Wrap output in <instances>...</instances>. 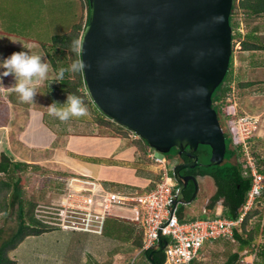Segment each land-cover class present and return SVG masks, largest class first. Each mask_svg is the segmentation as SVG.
I'll list each match as a JSON object with an SVG mask.
<instances>
[{
	"label": "water",
	"instance_id": "obj_1",
	"mask_svg": "<svg viewBox=\"0 0 264 264\" xmlns=\"http://www.w3.org/2000/svg\"><path fill=\"white\" fill-rule=\"evenodd\" d=\"M89 19L80 43L82 76L98 110L131 131L153 150L190 159L171 169L176 182L173 207L188 204L197 179L184 168L220 165L225 136L212 93L223 81L232 53V0H88ZM198 145H208L199 163ZM188 148V150H187ZM194 192L185 200L188 180ZM158 231L147 255L163 250Z\"/></svg>",
	"mask_w": 264,
	"mask_h": 264
},
{
	"label": "rangeland",
	"instance_id": "obj_2",
	"mask_svg": "<svg viewBox=\"0 0 264 264\" xmlns=\"http://www.w3.org/2000/svg\"><path fill=\"white\" fill-rule=\"evenodd\" d=\"M237 3L238 0L235 4ZM84 18V0H0V54L7 57L13 52L29 51L31 54L42 55L45 62L50 65V78L37 85L35 102H22L23 107L28 108L32 104L34 108L41 107L49 111L48 106L53 101L59 103L66 101L69 94L60 91L54 77L61 67H70L77 58L72 55L71 47L63 52L50 50L51 54L57 57V67L53 68L41 46L49 44L53 36L67 33L75 23L82 24ZM263 20L264 18L256 21ZM254 23L255 20L250 21V24ZM241 29L243 30L242 26ZM232 53L233 67L237 71L241 52L236 40L233 42ZM65 75L74 80L77 72H66ZM7 77L12 79L11 75ZM7 77H4L1 83L6 88L9 86ZM79 90L85 92L83 87ZM0 94H4L5 100L9 96L18 95L10 89H4ZM81 99L88 110L86 116L61 121L47 112L51 117L46 119L48 124H45L40 120V113L23 110L16 115L17 119L11 130V142L17 145L21 155L26 156L30 153L31 156L33 154V158L45 156L49 158L54 154L53 159L49 158L46 165L28 164L14 174V177L19 176L22 179V196L26 204H36L35 213L40 220L46 222L55 221L54 218H50L54 217L51 212L62 198L64 179L76 175L74 171L77 169L75 165L70 164L71 159L80 161L83 166L88 167L92 176L108 188L120 189L124 185L130 187V190L145 191L154 186L159 176V167L148 158V153L158 158L165 156L148 145L143 148L142 142L139 147L138 136L114 121L112 123L108 121L106 119L108 117L101 113L93 102L90 104L85 93ZM238 101L240 103V96ZM101 116L106 117L102 118V122L99 118ZM2 118L3 115L0 114V120ZM52 129L69 135L56 137ZM225 139L228 142V138ZM252 145L259 168L264 169V159L258 152L259 144L253 142ZM55 152L65 157L56 155ZM173 152L169 151L170 154ZM97 158L100 159L98 161L100 163H94ZM56 162L60 167L65 166L59 168ZM175 163V158L169 159L167 165L169 170ZM1 177L6 178L4 175ZM199 186L201 191L195 201L177 205V209L182 210L186 218L199 217L202 207L206 206L207 199L214 191V183L209 177L200 178ZM3 198L7 210L0 212V236L6 238L17 226L16 204L8 205V195ZM209 205L208 214L223 210L220 201L216 203L214 209H208ZM29 206L26 205V208ZM258 209L264 212V200L259 203ZM257 241H261L259 236ZM130 243L131 241L123 242L82 232H63L59 228H54L42 235L28 236L8 255L16 261L15 264H148L142 253L139 254L140 250L131 252L126 250ZM237 250L239 246L236 242L229 240L209 242L192 264H222L226 254ZM241 252V255L248 254L247 249ZM251 257L252 255L243 256L244 262H249Z\"/></svg>",
	"mask_w": 264,
	"mask_h": 264
},
{
	"label": "trees",
	"instance_id": "obj_3",
	"mask_svg": "<svg viewBox=\"0 0 264 264\" xmlns=\"http://www.w3.org/2000/svg\"><path fill=\"white\" fill-rule=\"evenodd\" d=\"M235 2L236 0H232V7L229 16V23L232 28V48L233 42L236 40V42H239L240 50H264V20L256 21L257 19L264 18V0H238L237 4H235ZM84 4L85 18L82 24L75 23L67 33H64L62 35H55L51 38L49 44H44L41 46L46 57L51 62L53 68L57 67V57L56 55L51 54L50 50H53L55 52H63L65 49H69V47H71L72 55L76 56L77 60H80V43L82 33L89 19L88 0H84ZM252 20H255L254 25L250 24V21ZM240 21L244 30L243 32L239 31ZM259 32L261 33L259 34ZM73 42H76L77 45V49L75 51L73 50ZM231 80L235 82L239 97L240 90H242L245 84L242 83L236 77V72L233 67V53H231L229 68L224 76L223 81L215 88L212 93V107L216 110L221 125L224 121V117H222L220 106L225 90V84ZM80 87H83L85 92L79 90ZM58 88L62 92H65L69 95H76L80 98H82L85 93L88 96L90 104H92V100L88 94L82 76V71L77 72L76 79L74 80L64 75L63 80H60L58 82ZM99 118L102 122V118L106 117L101 116ZM106 119L112 123V120H109L108 118ZM140 142L143 143V148L147 146L146 142L140 137H138L137 144L139 147H141ZM225 143L226 151L224 155V163L208 167L197 166L194 169L186 170L187 172L196 173L201 176H209L213 180L216 190L210 198L211 203L208 209H214L216 203L221 200L223 210L221 212L213 211L212 214H208L207 211L200 212L199 217L190 216L186 218L184 217L182 210L177 209L176 214L179 221L184 222L197 218H214L216 216L227 218L237 217V213L242 204L244 203L246 193L249 190L250 180L248 177H244L242 175L241 165H239V163L235 160L234 154L230 149L229 140L227 142L225 139ZM250 143L251 151L253 155L256 156L252 147V142L250 141ZM171 150L174 152L172 154L167 153L165 154V156H168L169 159L178 157L177 149L173 147L171 148ZM195 153L198 155L199 162H209L211 149L208 145H198ZM179 158L181 160H189L184 155ZM27 166V163L11 161L5 153H1L0 155V173H3L6 176L5 179H0V212H4L7 210V204L5 203L3 197L5 195H8V205L10 204L12 206L16 204L17 219V226L14 231L6 238L0 236V264H15L16 261L10 258L8 255L10 251L14 250L28 236H38L43 233L49 232L55 228L40 221L35 215L36 204H26V201L22 196V179L19 176L14 177V174L18 170ZM260 171L264 174V169H260ZM158 181L159 176L156 183ZM156 183L153 187H150V189H145V191L153 189ZM238 186H240L241 188L238 189ZM120 189L128 190L130 189V187L123 185V187H121ZM263 200L264 188L262 191L261 198L259 199V202L255 206V208L249 212V214L244 218L243 222L238 227H235L233 229L232 237L216 238L206 241L194 259L198 258V255H201L202 249L207 243L214 241L217 242L220 240H229L231 242L238 243L239 250L231 251L226 254V258L222 264H241V262L244 263L243 256L247 255H253L254 259L252 264H264V212L258 209L259 203H261V201ZM26 205H30L29 208H26ZM254 218H256L255 221H253ZM247 226H249V228H247ZM96 236H104L123 242L131 241L130 247L126 250L129 252L134 251L136 249L140 250L139 254L142 253L148 264H151L147 260V255L153 248L141 250L143 237L142 230L140 228H137L133 223L129 221L123 223V221H120L116 218H108L105 222L103 233L101 235ZM257 236L261 238V241H257ZM165 238L169 240V237L165 236ZM245 249H247L248 254L241 255V251H244ZM152 257L155 261L158 262V264H163L165 259L164 251L162 250L160 252L153 253ZM202 260H204V258Z\"/></svg>",
	"mask_w": 264,
	"mask_h": 264
},
{
	"label": "built area",
	"instance_id": "obj_4",
	"mask_svg": "<svg viewBox=\"0 0 264 264\" xmlns=\"http://www.w3.org/2000/svg\"><path fill=\"white\" fill-rule=\"evenodd\" d=\"M241 26L240 21L239 31L243 32ZM236 43L239 46V42ZM238 98L235 82L228 81L220 106L224 117L220 125L230 142L235 160L241 165L242 175L250 180L249 190L236 218L216 216L179 221L177 205L171 212L176 182L167 166L169 158L153 157L151 153H148V158L159 167V181L153 189L137 191L108 188L91 176L71 175L64 179L62 198L51 212L54 217L50 218L55 221L40 220L35 213L36 217L64 231L94 235L103 233L108 218L129 221L142 230L141 250L156 246L160 230L163 238L169 237L163 248V264H191L206 241L232 237L233 229L255 208L264 188V174L260 171L250 143L258 130L260 119L258 115L241 111ZM244 263L252 264L248 261Z\"/></svg>",
	"mask_w": 264,
	"mask_h": 264
},
{
	"label": "crops",
	"instance_id": "obj_5",
	"mask_svg": "<svg viewBox=\"0 0 264 264\" xmlns=\"http://www.w3.org/2000/svg\"><path fill=\"white\" fill-rule=\"evenodd\" d=\"M261 32H259L260 34ZM241 52V59H239V67L236 72V77L244 83V87L242 90H240V103L239 107L241 111L252 113L259 116V127L255 134V136L252 138L251 142H255L258 145V152L260 153V157L264 159V50H254V51H248V50H240ZM4 78V77H3ZM2 78V79H3ZM9 80V86L6 88L4 84L0 83V92L4 89H10L14 90V80L11 76V80L9 77H7ZM5 87V88H4ZM4 94H0V114L3 115V118L0 120V155L1 153H5L11 161L16 162H22L27 164H33L38 165L39 164H45L50 159H53L52 157L54 154L51 155V157L45 156V158H33V154L29 153L26 156H23L20 154V151L18 150L17 145L14 144V142H11V130L14 128V123L17 119L18 114H20L23 110L27 111H34L36 113H40V120L45 124L47 122L46 119H48L49 116L47 114V109L43 108H34L32 104L29 105L28 108L23 107L22 100L20 99L19 95L16 96H9L7 100H5ZM37 98V97H36ZM15 114V115H14ZM70 120V119H69ZM54 127V126H53ZM53 130V129H52ZM55 136H65L69 134H64L63 132H57L53 130ZM75 133H78L75 131ZM253 147V145H252ZM56 155H59L55 152ZM62 157H65L64 155H59ZM61 157V158H62ZM72 160V161H71ZM70 164L75 165L77 170H75L74 174H83L87 176H92L91 170L83 166L80 161H75V159H71ZM100 159L97 158L94 163H100L98 162ZM84 161H90V160H84ZM45 162V163H44ZM59 168L65 166V165H58ZM61 164H65L61 162ZM35 166V167H36ZM82 172V173H81ZM3 173H0V179H2ZM5 176V175H4ZM96 178V177H93ZM97 179V178H96ZM105 185V184H104ZM63 232H65L63 230ZM69 232V231H67ZM45 234V233H43ZM42 235V234H41ZM253 255L249 259V262H253Z\"/></svg>",
	"mask_w": 264,
	"mask_h": 264
},
{
	"label": "clouds",
	"instance_id": "obj_6",
	"mask_svg": "<svg viewBox=\"0 0 264 264\" xmlns=\"http://www.w3.org/2000/svg\"><path fill=\"white\" fill-rule=\"evenodd\" d=\"M76 49V42H73V50ZM84 67L85 65L80 60L74 61L68 68L61 67L54 77V82L63 80L66 72H79ZM49 72L50 65L45 62L42 55L31 54L29 51L23 50L13 52L7 57L0 54V83H3V77L11 75L14 80V91L23 102H35L36 87L40 82L50 78ZM48 108L49 114L61 121L88 114L83 100L76 95H67L66 101L63 103L53 101Z\"/></svg>",
	"mask_w": 264,
	"mask_h": 264
},
{
	"label": "flooded vegetation",
	"instance_id": "obj_7",
	"mask_svg": "<svg viewBox=\"0 0 264 264\" xmlns=\"http://www.w3.org/2000/svg\"><path fill=\"white\" fill-rule=\"evenodd\" d=\"M188 150V149H187ZM188 158V157H187ZM189 159V158H188ZM175 160H176V163L177 162H180V163H182V162H189L190 161V159L189 160H181L179 157H176L175 158ZM199 162V161H198ZM200 163V162H199ZM224 163V162H223ZM225 163H226V161H225ZM197 166H199V165H196L195 167H197ZM195 167H192V168H184V169H182L181 171H180V173L182 174V175H189V176H193V177H195L196 179H197V182H198V190H197V193H196V195H195V198L191 201V202H193V201H195L197 198H198V195H199V193H200V191H201V188H200V186H199V179L200 178H202V177H209V176H201V175H199V174H196V173H191V172H187L186 170H189V169H194ZM210 178V177H209ZM211 179V178H210ZM213 181V180H212ZM214 183V182H213ZM241 187L240 186H238V189H240ZM192 189V190H191ZM190 190H191V192H190ZM215 190H216V188H215V185H214V191H213V193L210 195V197L207 199V203H206V206H204V207H202V211L201 212H205V211H207V206L211 203V200H210V198H211V196L214 194V192H215ZM193 192H194V184H193V182H192V180H188L187 181V184H186V186H185V188H184V196H185V200H189L190 199V197L192 196V194H193ZM190 202V203H191ZM219 202V201H218ZM220 202H222L221 200H220ZM189 204V203H188ZM155 253H157V252H155Z\"/></svg>",
	"mask_w": 264,
	"mask_h": 264
},
{
	"label": "bare ground",
	"instance_id": "obj_8",
	"mask_svg": "<svg viewBox=\"0 0 264 264\" xmlns=\"http://www.w3.org/2000/svg\"><path fill=\"white\" fill-rule=\"evenodd\" d=\"M82 173V172H81Z\"/></svg>",
	"mask_w": 264,
	"mask_h": 264
}]
</instances>
